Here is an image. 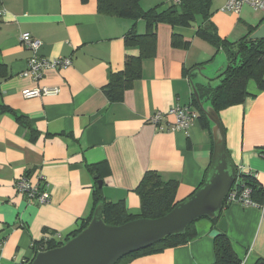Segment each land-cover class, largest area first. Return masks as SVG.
I'll list each match as a JSON object with an SVG mask.
<instances>
[{
  "label": "crops",
  "instance_id": "crops-1",
  "mask_svg": "<svg viewBox=\"0 0 264 264\" xmlns=\"http://www.w3.org/2000/svg\"><path fill=\"white\" fill-rule=\"evenodd\" d=\"M226 1L211 0L209 8L220 38L235 43L264 25L261 15L248 8L239 15L221 11ZM176 2L141 0L140 7L163 12ZM194 24L201 26V17ZM133 27L138 35L145 33L143 20L103 15L97 0H0V264H28L38 243L60 242L76 232L93 214L98 180L103 202H122L132 216L140 213L135 189L146 172L175 181L177 203L202 182L212 158L209 131L197 119L187 131H168L174 119L164 113L180 105L198 115L191 106V83L213 86L227 58L197 37L196 27L159 24L154 56L142 60L140 77L122 99L110 102L103 88L111 75L123 70L127 57L140 55L138 46L124 41ZM23 33L42 43L40 56L70 58L71 65L45 71L37 83L22 77L30 58L19 42ZM172 35L187 46L173 47ZM34 87L60 92L22 98L24 89ZM247 92L243 104L221 111L219 119L236 169L253 173L264 188L259 153L264 149V92L253 81ZM157 112L165 115L162 131L149 122ZM21 176L40 179L49 202H29L17 194L13 184ZM221 216L240 264H264V204L233 203ZM194 229L189 243L135 257L130 264H213L208 234L215 228L200 219Z\"/></svg>",
  "mask_w": 264,
  "mask_h": 264
},
{
  "label": "trees",
  "instance_id": "trees-1",
  "mask_svg": "<svg viewBox=\"0 0 264 264\" xmlns=\"http://www.w3.org/2000/svg\"><path fill=\"white\" fill-rule=\"evenodd\" d=\"M81 1L86 3L88 0ZM140 1L97 0L99 13L133 21L143 20L146 26L143 35H138L133 27L124 37L127 46L139 47L140 55L133 58L127 57L123 70L111 75L109 82L103 88V93L110 102H119L122 99L123 93L129 90L133 82L140 77L142 60L154 56L156 46L155 27L157 25L167 24L171 27H188L190 23H195V18L198 16L201 17L202 24L196 27L197 37L213 45L216 50H223L227 58L225 71L216 79L218 81L217 86L213 87L209 83L196 85L200 102L209 103L213 111L219 115L221 111L227 108L244 103L246 98L249 97L247 85L250 81H253L258 89L264 92V40H249V36L255 32L254 30H251L247 37L235 43H228L219 37L215 25L209 20L211 0H177L173 6L163 12H158V7L144 11L140 7ZM171 45L173 47H185L187 43L182 42L180 37L172 35ZM191 106L198 114L197 120L201 127L208 130L211 135L210 122L199 109L194 95H192ZM259 153L264 156V149L259 150ZM86 169L91 172L93 167L86 166ZM236 171L237 181L233 184L231 192H235L237 197H239L245 189H248L249 200L258 206H262L264 204V188L252 174L239 172L238 169ZM201 184L202 182L198 187ZM176 188L177 183L175 181L165 182L157 173L149 171L143 175L135 189L140 201V213L138 216L128 214L122 202H103L98 188H95L93 194V212L97 205L101 203L103 205L101 218L105 224L112 226L122 225L138 218H160L169 213L178 204L175 202ZM229 205L228 197H226L222 204V211L227 209ZM92 215L76 232L70 234L63 241H41L38 244L36 243L37 246L34 247L36 249L35 253L57 248L71 237L76 236L87 227ZM201 219L210 221L214 228L218 223L217 219L209 220L205 217ZM196 221L191 222L181 234L167 237L145 250L126 255L115 264H130L135 257L156 254L166 248H174L189 243L196 237L194 229ZM225 232L213 239V264H240Z\"/></svg>",
  "mask_w": 264,
  "mask_h": 264
},
{
  "label": "water",
  "instance_id": "water-1",
  "mask_svg": "<svg viewBox=\"0 0 264 264\" xmlns=\"http://www.w3.org/2000/svg\"><path fill=\"white\" fill-rule=\"evenodd\" d=\"M190 26L195 28L194 23ZM264 40V25L248 38ZM203 69H198V72ZM192 94L199 109L210 122L213 150L210 165L202 184L169 213L156 219L138 218L122 225H107L101 215L103 205L95 208L87 227L61 246L37 252L30 264H115L122 257L145 250L167 237L181 234L191 222L201 218L218 220L209 234L211 239L226 231L227 223L220 218L222 204L236 178V167L226 149L225 131L209 103H201L196 84L191 83ZM93 180H97L94 176ZM101 188V181H97Z\"/></svg>",
  "mask_w": 264,
  "mask_h": 264
},
{
  "label": "built area",
  "instance_id": "built-area-1",
  "mask_svg": "<svg viewBox=\"0 0 264 264\" xmlns=\"http://www.w3.org/2000/svg\"><path fill=\"white\" fill-rule=\"evenodd\" d=\"M245 8H248L252 12L259 13L261 15V21L264 23V0H227L221 11L239 15ZM19 42L23 48L30 52L27 69L21 76L30 79L34 83L39 82L43 78L45 71L63 70L71 65L70 58L48 60L40 56L39 50L42 43L28 33H23L20 36ZM59 92V89L56 88L34 87L32 89H24L21 92V96L24 99L55 97ZM164 114L171 116L174 119L172 125L167 129L168 131H187L197 119V115L194 112H191L188 106L175 105L168 109ZM164 114L157 112L149 119V122L157 127L159 131L163 130L160 122L164 118ZM239 172L252 174L255 177L253 173L243 169H239ZM236 181L237 174L234 183ZM13 187L17 194L25 196L29 202L33 201L38 204H46L49 202V195L45 190V185H42L40 179L33 182L28 176H21L14 181ZM227 197L230 204L237 203L243 207H262L249 200L248 189H245L239 197H237L235 192H231L230 190ZM57 238L60 239V236Z\"/></svg>",
  "mask_w": 264,
  "mask_h": 264
},
{
  "label": "rangeland",
  "instance_id": "rangeland-1",
  "mask_svg": "<svg viewBox=\"0 0 264 264\" xmlns=\"http://www.w3.org/2000/svg\"><path fill=\"white\" fill-rule=\"evenodd\" d=\"M218 82V81H217ZM217 82H215V84L213 85V87H215V86H217L218 85V83Z\"/></svg>",
  "mask_w": 264,
  "mask_h": 264
}]
</instances>
